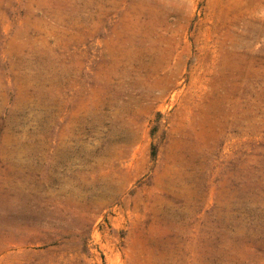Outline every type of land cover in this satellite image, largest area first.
Returning a JSON list of instances; mask_svg holds the SVG:
<instances>
[{"label": "rangeland", "instance_id": "374dc122", "mask_svg": "<svg viewBox=\"0 0 264 264\" xmlns=\"http://www.w3.org/2000/svg\"><path fill=\"white\" fill-rule=\"evenodd\" d=\"M0 264H264V0H0Z\"/></svg>", "mask_w": 264, "mask_h": 264}, {"label": "trees", "instance_id": "16d2710c", "mask_svg": "<svg viewBox=\"0 0 264 264\" xmlns=\"http://www.w3.org/2000/svg\"><path fill=\"white\" fill-rule=\"evenodd\" d=\"M155 155V148L152 149V156Z\"/></svg>", "mask_w": 264, "mask_h": 264}]
</instances>
